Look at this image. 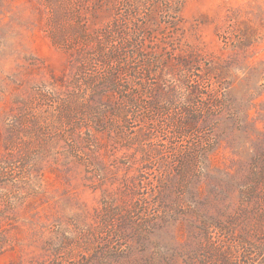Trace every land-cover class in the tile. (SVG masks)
Masks as SVG:
<instances>
[{
  "label": "rangeland",
  "instance_id": "374dc122",
  "mask_svg": "<svg viewBox=\"0 0 264 264\" xmlns=\"http://www.w3.org/2000/svg\"><path fill=\"white\" fill-rule=\"evenodd\" d=\"M0 264H264V0H0Z\"/></svg>",
  "mask_w": 264,
  "mask_h": 264
},
{
  "label": "trees",
  "instance_id": "16d2710c",
  "mask_svg": "<svg viewBox=\"0 0 264 264\" xmlns=\"http://www.w3.org/2000/svg\"><path fill=\"white\" fill-rule=\"evenodd\" d=\"M110 82H111V83L114 82V75H113V74H111Z\"/></svg>",
  "mask_w": 264,
  "mask_h": 264
}]
</instances>
